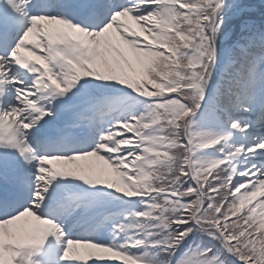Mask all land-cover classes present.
<instances>
[{"label": "snow or ice", "instance_id": "1", "mask_svg": "<svg viewBox=\"0 0 264 264\" xmlns=\"http://www.w3.org/2000/svg\"><path fill=\"white\" fill-rule=\"evenodd\" d=\"M0 264H264V0H0Z\"/></svg>", "mask_w": 264, "mask_h": 264}, {"label": "trees", "instance_id": "2", "mask_svg": "<svg viewBox=\"0 0 264 264\" xmlns=\"http://www.w3.org/2000/svg\"><path fill=\"white\" fill-rule=\"evenodd\" d=\"M254 2H256V3H259V2H260V0H254Z\"/></svg>", "mask_w": 264, "mask_h": 264}]
</instances>
